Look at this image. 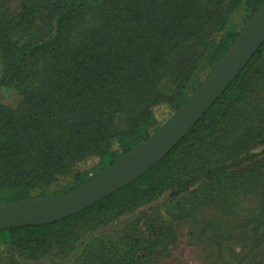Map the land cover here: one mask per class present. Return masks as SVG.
Here are the masks:
<instances>
[{
    "label": "trees",
    "instance_id": "1",
    "mask_svg": "<svg viewBox=\"0 0 264 264\" xmlns=\"http://www.w3.org/2000/svg\"><path fill=\"white\" fill-rule=\"evenodd\" d=\"M11 1L0 0V87L18 91L20 101L0 105V203L72 190L146 140L201 82V64L213 68L263 0H19L10 11ZM240 6L246 14L232 30ZM82 11L98 19L90 29L74 27ZM38 24L45 32L33 37ZM43 61L53 68L33 70ZM263 61L264 40L187 134L138 179L58 221L0 229V238L28 250L31 261L51 250L58 256L75 249L85 228L164 196L174 202L171 220L230 205L234 196L252 198L250 214L263 226L264 157L250 151L264 141V116L249 100L264 80ZM161 103L170 109L163 121L154 111ZM209 146L218 157L200 159ZM87 159L92 165L76 170ZM61 177L70 180L50 189ZM139 216L93 237L69 264H150L170 226L159 213ZM26 262L13 256L11 264Z\"/></svg>",
    "mask_w": 264,
    "mask_h": 264
},
{
    "label": "rangeland",
    "instance_id": "2",
    "mask_svg": "<svg viewBox=\"0 0 264 264\" xmlns=\"http://www.w3.org/2000/svg\"><path fill=\"white\" fill-rule=\"evenodd\" d=\"M18 1L12 0L10 2V11L17 10ZM245 14L243 6L233 11L229 23L232 30L239 27ZM97 22L98 19L92 13L82 11L76 17L74 27L76 29H90ZM44 32V27L38 24L29 34L33 37H40ZM260 65L264 67V61ZM41 66L52 69L54 65L50 61H43L38 66L33 67V70ZM208 71L209 68L202 63L200 69L202 79ZM254 77L257 79L258 75H254ZM257 89L259 91H256ZM249 100H257L255 105L264 116V80L256 84ZM19 101L18 91L9 87H0V105L16 107ZM154 111L160 121L165 120L170 113L168 105L164 103L156 106ZM40 138V133L31 132V139L37 141ZM214 148V146H209L200 149L199 155L203 154L200 159L205 160L209 156L208 158L213 160L211 155L217 156V153H213ZM250 152L258 155L257 159L263 158L264 141ZM93 162V159L83 160L77 162L75 168L78 171L86 170ZM69 180V177H61L50 189L63 186ZM167 197L164 196L161 199L137 206L127 213L115 216L100 226L91 229L85 228L84 235L76 243L75 249L58 254V256L50 255L54 251L51 250L49 254L37 255V261H31L28 250L13 248L4 239L0 238V264H11L13 256L21 258V261H27L28 264H50V261L56 264H69L93 237L120 230L122 227L129 225L134 218L140 217L141 213H145L150 219V214L156 215V213H159L170 226L167 236L162 241L163 244L158 246L150 264H264V225L256 227L255 220L250 214L251 210L255 209L253 206L254 199H244L241 195L234 196L230 205L224 206L223 204L211 209L190 210L182 217L171 220L170 217L175 211L173 209L174 202L169 201ZM182 205L186 206V202ZM181 208V206H178L177 209L180 215ZM168 210L171 211L168 212ZM156 223L161 225L163 221H156ZM142 226L143 228L146 227L144 218L140 228ZM49 255L51 259L48 258Z\"/></svg>",
    "mask_w": 264,
    "mask_h": 264
},
{
    "label": "water",
    "instance_id": "3",
    "mask_svg": "<svg viewBox=\"0 0 264 264\" xmlns=\"http://www.w3.org/2000/svg\"><path fill=\"white\" fill-rule=\"evenodd\" d=\"M263 40L264 0L218 62L158 130L72 190L0 203V229L58 221L138 179L187 134L243 69Z\"/></svg>",
    "mask_w": 264,
    "mask_h": 264
}]
</instances>
